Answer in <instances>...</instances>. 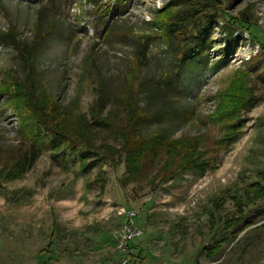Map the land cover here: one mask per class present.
I'll list each match as a JSON object with an SVG mask.
<instances>
[{"label":"rangeland","instance_id":"374dc122","mask_svg":"<svg viewBox=\"0 0 264 264\" xmlns=\"http://www.w3.org/2000/svg\"><path fill=\"white\" fill-rule=\"evenodd\" d=\"M171 2L0 0V34L33 46L54 108L51 134L16 114L10 74L27 68L0 42V264H139L115 247L127 210L140 264H264V198L237 212L229 197L264 172V45L249 31H264V0H207L199 54ZM26 131L38 151L19 172ZM134 136L166 140L141 154Z\"/></svg>","mask_w":264,"mask_h":264},{"label":"trees","instance_id":"16d2710c","mask_svg":"<svg viewBox=\"0 0 264 264\" xmlns=\"http://www.w3.org/2000/svg\"><path fill=\"white\" fill-rule=\"evenodd\" d=\"M95 2V0H91ZM201 0H173V3L171 2L168 6L173 7V12L175 14L174 17H178L179 14H184L182 16V20H186L189 28H187V32L189 31V43L192 45V47L186 51L187 53L193 54V51L197 54H199L202 49L204 44H206V39L207 35L204 34V29L207 26V17L208 18H213L212 15L208 14H203L201 17V13H203L210 5L207 0L204 2H201ZM180 19V18H177ZM182 21V22H183ZM184 27V26H181ZM251 35H253L255 38L260 40V43H262L261 39L259 37H264L262 36V31L261 29L257 27H253V31L249 30ZM187 32L184 33V35L188 39ZM0 42L6 43L9 46L14 47L19 51L21 56L23 57V60L26 64L27 68V74H26V81L21 80L18 78L15 74H10L11 78V83H12V88L8 90L11 103L14 107V110L16 114L18 115H23V114H29L32 119L37 123L38 128L40 130L45 131L47 134L53 133V128L48 127L45 124V118L47 115H49L52 111H54V108H51L50 111L47 109V102H43L41 98L39 97L40 95V89H38L34 85V78H35V70H34V48L32 45L29 47L24 44L22 40L19 38L10 35V34H0ZM185 52V53H186ZM185 56V55H184ZM139 58V56H138ZM127 84V83H126ZM125 88V87H124ZM97 99L96 103L98 105V108L102 110V101L100 99V89L97 91ZM254 104L249 105L246 109H250ZM223 115L227 116L226 113ZM135 120V119H134ZM25 133L24 129L21 128L20 132L21 134ZM27 141L30 144V151L22 154L20 153L17 158L15 159L14 166L17 167V169L20 172V167H22V163L24 162H32L35 160L37 156V151H38V143H37V138L32 137L31 134L27 133ZM237 135L235 133L229 134L228 137L224 138L222 141V144L229 145ZM139 138V136H138ZM137 136H134L132 141L136 143L138 140ZM166 140L165 137H154L150 140L147 141H142L140 142V139L138 140L137 144V149L139 153L143 154L146 153L151 147H156L158 144H162V142ZM80 146H82L85 150L84 151V156L87 157V153L91 151L94 146H91V144H84V143H79ZM20 166V167H19ZM19 167V168H18ZM12 173V172H11ZM12 175V174H11ZM14 175L11 176V178ZM230 199L233 200V203L235 204L234 206L236 207V211L238 212H244L247 207L255 203L256 200L264 198V172H261L257 175V180L255 183L252 184L251 187H248L243 190L242 193H239V191L234 192L229 195ZM221 202L217 203L216 206H220ZM140 237V236H139ZM137 238V237H136ZM135 239V238H134ZM134 239L129 243V249H135L136 247V253L134 254L137 258H139V264L143 261V257H140L139 252H141L137 244L134 243ZM133 256V254H132ZM134 257V256H133ZM138 260H134L135 263H137Z\"/></svg>","mask_w":264,"mask_h":264},{"label":"built area","instance_id":"2783aa9c","mask_svg":"<svg viewBox=\"0 0 264 264\" xmlns=\"http://www.w3.org/2000/svg\"><path fill=\"white\" fill-rule=\"evenodd\" d=\"M123 212H125L123 210ZM136 213L133 210L126 211V221L122 224L116 240L115 247L120 252L128 253L129 243L136 237H139L142 231L134 224ZM127 259H122V264H126Z\"/></svg>","mask_w":264,"mask_h":264}]
</instances>
